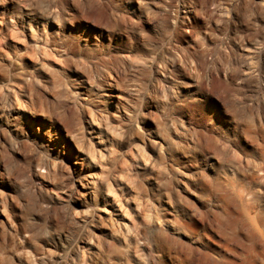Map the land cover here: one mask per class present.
Masks as SVG:
<instances>
[{
    "label": "rangeland",
    "instance_id": "rangeland-1",
    "mask_svg": "<svg viewBox=\"0 0 264 264\" xmlns=\"http://www.w3.org/2000/svg\"><path fill=\"white\" fill-rule=\"evenodd\" d=\"M0 264H264V0H0Z\"/></svg>",
    "mask_w": 264,
    "mask_h": 264
},
{
    "label": "bare ground",
    "instance_id": "bare-ground-1",
    "mask_svg": "<svg viewBox=\"0 0 264 264\" xmlns=\"http://www.w3.org/2000/svg\"><path fill=\"white\" fill-rule=\"evenodd\" d=\"M147 2H149V1H147ZM140 9V8H139ZM111 78H112V76H111ZM44 165V164H43ZM93 176H95L94 174H93Z\"/></svg>",
    "mask_w": 264,
    "mask_h": 264
}]
</instances>
